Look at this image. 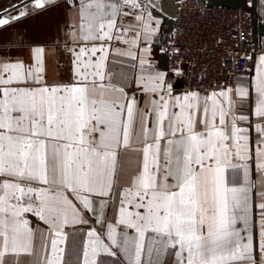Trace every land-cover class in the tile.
Listing matches in <instances>:
<instances>
[{
    "label": "snow or ice",
    "instance_id": "snow-or-ice-1",
    "mask_svg": "<svg viewBox=\"0 0 264 264\" xmlns=\"http://www.w3.org/2000/svg\"><path fill=\"white\" fill-rule=\"evenodd\" d=\"M55 2H10L0 28ZM68 7L53 47L0 57V264H264V50L246 82L174 94L150 4ZM58 50L72 78L48 83Z\"/></svg>",
    "mask_w": 264,
    "mask_h": 264
},
{
    "label": "built area",
    "instance_id": "built-area-1",
    "mask_svg": "<svg viewBox=\"0 0 264 264\" xmlns=\"http://www.w3.org/2000/svg\"><path fill=\"white\" fill-rule=\"evenodd\" d=\"M177 14L169 35L158 37L168 58V82L184 83L182 90L231 86L253 69L260 52L249 9L210 6L206 0H176ZM179 46V55L173 47ZM183 66L187 69L183 70ZM180 68V76L172 70Z\"/></svg>",
    "mask_w": 264,
    "mask_h": 264
},
{
    "label": "crops",
    "instance_id": "crops-1",
    "mask_svg": "<svg viewBox=\"0 0 264 264\" xmlns=\"http://www.w3.org/2000/svg\"><path fill=\"white\" fill-rule=\"evenodd\" d=\"M251 4V0H246ZM16 3L19 0H0V8L6 7L9 3ZM71 0H57L52 6L48 7L45 11H42L36 15H31L26 19L20 20L11 26L0 28V57H20L26 62H30L31 51L30 46L37 44L46 45L49 48L53 47V41L57 38H63V31L65 25L68 24L70 15L73 14L72 9L68 7ZM145 3L150 4L153 16H156L160 20V28L156 38L153 41V51L151 59L156 68L161 71L160 57L163 56L159 46L158 37L161 34H166L169 29V17L163 12L162 4L163 0H145ZM259 21L264 23V0H258L257 4ZM114 46H118L115 45ZM260 52L256 56L258 58L262 50H264V36L259 39ZM127 61H123V58L118 56H112L110 59L109 68L115 73L118 81L124 82L123 77L127 74L128 88L135 92L138 99H142L140 89L135 87L132 82V69L126 67ZM45 79L48 83L52 81L56 82H69L72 78V65L71 56L63 51L58 50L55 52H46L45 58ZM167 72V71H166ZM254 74L253 69L247 76L240 77L238 81H247ZM173 85L174 94L183 93L186 90L175 89ZM143 99H146L144 97ZM241 112L249 114L250 109L248 103H245L240 109ZM255 137V132L252 133ZM257 180V190H259V177H254ZM111 215V210L108 212ZM87 215V214H86ZM30 219L36 220L35 217ZM94 222V221H93ZM35 226V223L34 225ZM43 226V225H41Z\"/></svg>",
    "mask_w": 264,
    "mask_h": 264
},
{
    "label": "water",
    "instance_id": "water-1",
    "mask_svg": "<svg viewBox=\"0 0 264 264\" xmlns=\"http://www.w3.org/2000/svg\"><path fill=\"white\" fill-rule=\"evenodd\" d=\"M57 1V0H56ZM207 4L210 6H222L227 8H246L249 9L253 18L254 36L256 42L259 45L260 37L264 36V23L259 21L257 4L258 0H251L249 4L246 0H206ZM19 3V2H16ZM163 12L169 17V29L166 31V35H169L173 27V19L177 14L176 0H163L162 4ZM160 67L162 70L167 71L169 68L168 58L163 55L160 57ZM187 67L183 66V70ZM175 89H183L184 83L181 79H177L174 84Z\"/></svg>",
    "mask_w": 264,
    "mask_h": 264
}]
</instances>
